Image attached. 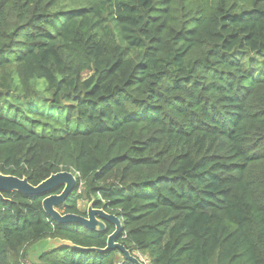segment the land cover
<instances>
[{
  "label": "trees",
  "instance_id": "1",
  "mask_svg": "<svg viewBox=\"0 0 264 264\" xmlns=\"http://www.w3.org/2000/svg\"><path fill=\"white\" fill-rule=\"evenodd\" d=\"M62 172L77 187L58 210L118 216L144 264H264V0H0V174ZM3 196L0 264H33L47 239L105 249L115 229Z\"/></svg>",
  "mask_w": 264,
  "mask_h": 264
},
{
  "label": "water",
  "instance_id": "2",
  "mask_svg": "<svg viewBox=\"0 0 264 264\" xmlns=\"http://www.w3.org/2000/svg\"><path fill=\"white\" fill-rule=\"evenodd\" d=\"M63 187L59 195H49L56 189ZM77 187V177L73 173L62 172L52 175L38 186L30 184L27 178H17L0 174V201H5L3 193L18 192L27 197L47 196L43 200L44 212L60 225L77 224L90 232H105L107 224H111L115 229L109 235L107 247L105 249L84 248L74 243L61 239H47L38 244L43 247L40 255L54 250L71 249L84 254H106L112 251H119L130 264H144L136 255L132 254L125 246L118 241L124 233V224L116 216L106 212L103 209H95L94 202L90 203L87 210V217L73 214H62L58 208L66 203L68 198L75 192Z\"/></svg>",
  "mask_w": 264,
  "mask_h": 264
},
{
  "label": "rangeland",
  "instance_id": "3",
  "mask_svg": "<svg viewBox=\"0 0 264 264\" xmlns=\"http://www.w3.org/2000/svg\"><path fill=\"white\" fill-rule=\"evenodd\" d=\"M88 206H89L88 203L81 201L79 203V210L85 213L88 209ZM42 250H43V247H41L40 245L39 246L37 245L36 247L33 248L32 257H31L33 264H39V255L40 253H42ZM28 264H32V262Z\"/></svg>",
  "mask_w": 264,
  "mask_h": 264
},
{
  "label": "flooded vegetation",
  "instance_id": "4",
  "mask_svg": "<svg viewBox=\"0 0 264 264\" xmlns=\"http://www.w3.org/2000/svg\"><path fill=\"white\" fill-rule=\"evenodd\" d=\"M88 210V209H87ZM86 213V215L85 216H83V217H87V211L85 212Z\"/></svg>",
  "mask_w": 264,
  "mask_h": 264
}]
</instances>
